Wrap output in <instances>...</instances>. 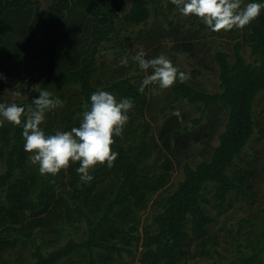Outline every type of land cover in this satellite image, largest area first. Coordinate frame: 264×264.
<instances>
[{
    "label": "trees",
    "instance_id": "16d2710c",
    "mask_svg": "<svg viewBox=\"0 0 264 264\" xmlns=\"http://www.w3.org/2000/svg\"><path fill=\"white\" fill-rule=\"evenodd\" d=\"M167 1L168 15L179 11ZM160 4L133 0L122 15V0H54L47 8L39 0H0V74L5 77L0 93L20 94V99L0 96V103L27 106L42 88L51 91L63 101L42 125L52 134L78 127L97 89L134 100L122 136L114 137L112 147L119 153L114 166L97 165L88 183L76 172L79 162L55 176L41 175L24 150L22 126L0 121V257L20 241L32 243L33 262L18 256L12 264H119L138 249L142 264H192L217 250L211 229L221 216L242 201L256 203L264 164L257 156L245 159L244 150L255 133L256 98L264 91V11L237 33L233 55L215 53L219 90L206 91L189 78L170 87L175 100L201 109L194 123L205 116L207 121L195 129L186 115L173 116L153 133L147 122L138 121L143 131L134 127L132 116L133 110L136 117L145 116L152 85L138 91L145 78L141 73L138 80L122 74L100 77L98 53L100 48L107 52L105 44L130 27L147 25ZM179 44L185 51L195 45ZM245 45L255 62L246 60ZM118 68L123 73L130 67ZM217 134L219 143L212 146ZM191 144L208 146L210 156L196 165L184 163L185 178L161 197L163 209L143 220L150 200L172 181L180 164L177 148ZM258 231L251 252L227 264H264V228Z\"/></svg>",
    "mask_w": 264,
    "mask_h": 264
},
{
    "label": "rangeland",
    "instance_id": "374dc122",
    "mask_svg": "<svg viewBox=\"0 0 264 264\" xmlns=\"http://www.w3.org/2000/svg\"><path fill=\"white\" fill-rule=\"evenodd\" d=\"M39 1L42 8H47L54 0ZM248 2L249 0H244L245 4ZM132 3L133 0H122V15L130 10ZM167 4V0H161L159 12L152 10L147 25L132 26L129 30L119 34L114 42L106 43L107 52L104 51V48H100L98 62L101 64V69L97 74L104 79H111V76L118 78L122 74L126 77L133 76L134 80H138L140 73L146 77L151 73V70L140 72L138 65L131 59L132 56L143 51L147 59L165 54L175 66L187 74V78L195 80L201 88L210 92L219 90V66L215 60V53L222 50L233 55L234 45L236 41L240 40L237 37L240 29L211 31L201 18L197 20L194 15L184 16L177 10L168 15ZM165 14L168 15V19H166ZM120 39H123L124 45ZM185 41H191L195 44L191 51L182 50L178 46L179 43ZM125 48L128 52L124 51ZM243 54L248 62H255V57L248 45L244 46ZM125 57L128 58L127 65L130 68L121 73L117 69H119V66L125 67L121 63L122 58ZM195 70L199 71L196 77L193 76ZM157 91L158 95H154L153 91L149 94L150 105L147 107L145 116L136 117L139 113L135 110L132 111V116L136 118L134 127L139 126L138 121L147 122L150 131L157 132V127L164 123L166 119L177 116L176 112H179V116L186 115L188 117L186 121L189 125L194 124L195 129H198L207 121L205 116L203 122L194 123V119L202 117L201 109L184 101L175 100L171 88L161 90L157 86ZM0 96L8 99H20L12 91L2 92ZM254 118L256 121L255 133L244 150V158L252 160L257 156L261 164H264V91L260 92L256 98ZM224 126L225 121L219 126V133L224 130ZM139 128L143 131L142 125ZM218 134L214 136L212 146L218 145ZM210 153L209 147L202 144H191L188 147L177 148L175 155L180 160V164H176L177 168L173 173L172 181L150 200V207L142 213V219L151 218L152 215L163 209L160 206L161 197L170 194L179 182L185 178L184 163L190 162L196 165L210 156ZM171 157H174V155H171ZM3 171L4 168L0 165V174ZM261 190L256 197L255 204L242 201L231 209L228 214L219 218V222L211 229L213 240L217 241V250H213L203 257L198 256L196 260H191L190 263L220 264L223 262L227 264L243 253L251 252L250 248L257 245L258 229L264 228V184ZM252 222L259 226H253ZM40 240L41 238H38L37 242L40 243ZM32 250V243L22 245L19 241L11 251L3 253L0 257V264H12L18 256L32 263L30 256ZM140 251L141 249H138L134 256H127L119 264H142L139 261Z\"/></svg>",
    "mask_w": 264,
    "mask_h": 264
},
{
    "label": "clouds",
    "instance_id": "9594fccd",
    "mask_svg": "<svg viewBox=\"0 0 264 264\" xmlns=\"http://www.w3.org/2000/svg\"><path fill=\"white\" fill-rule=\"evenodd\" d=\"M184 16L201 18L211 31L243 29L264 11V0H171ZM143 71L151 70L142 81L139 92L152 85L154 95L159 89H168L177 81L184 82L187 74L175 66L165 54L147 59L143 51L131 57ZM123 65L128 58H122ZM0 74V79H4ZM16 95H20L16 93ZM63 107V101L47 90L41 89L30 105L15 102L0 103V121L6 120L22 126L24 150L31 153V161L38 165L41 175H57L70 163L79 162L76 169L82 182L93 180L91 172L97 165L114 166L119 153L113 149L114 137L123 134L134 108L131 97L117 99L111 92L97 89L82 113L78 127L47 133L42 126L48 113ZM179 117V112L175 113Z\"/></svg>",
    "mask_w": 264,
    "mask_h": 264
}]
</instances>
